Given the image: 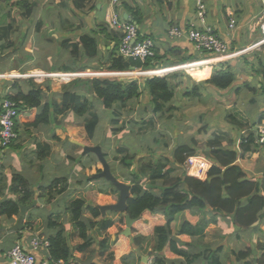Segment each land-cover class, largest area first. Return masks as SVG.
Here are the masks:
<instances>
[{"label":"crops","instance_id":"crops-1","mask_svg":"<svg viewBox=\"0 0 264 264\" xmlns=\"http://www.w3.org/2000/svg\"><path fill=\"white\" fill-rule=\"evenodd\" d=\"M38 2H42L43 5H38ZM203 2L207 9L205 24L196 21V0H120V3L116 6L113 5V0H86L80 10L75 9L73 0H0V74L10 73V77H12L10 78L12 81H6V79L2 82L0 81V99L8 94H18L21 92L28 94L33 89L32 85H35L43 90L44 95L42 97L48 96L47 91L49 90L50 85L46 86V81L43 83L35 80L34 82L33 80H30L26 83L20 81L18 82V80H20L16 78L18 77V74H59L60 72H65L64 69L69 66L76 69L73 64L69 65V62L73 60V57H70L68 54L69 52L71 53L73 47L70 46L67 49L63 48V45L66 41L69 43L73 41L77 44L82 35L78 34L72 38L71 34L68 33L70 31L69 26H65L63 22L59 23V17L55 16L52 12L57 14L58 11H64L65 15V11H69L70 16L72 17L74 13L73 11H79L77 12L78 17L75 18L73 16L72 21L75 18L74 21L78 22L77 24L81 26V32L85 30L82 27L85 26V23L94 24V27H100L99 35L101 36V34H104V36L98 38L100 36L94 35L95 37L93 38L97 39L98 53L96 57L92 59L95 60V58L100 55L103 59H107L106 63L108 62V59L110 60L112 58L113 54L115 55L117 48L121 45L122 32L113 29L111 27V23L109 22L112 18L113 11H116L124 19H127L129 22L138 26L140 34L143 35V37L151 38L155 42L156 52L158 55L164 56L165 54H169L170 50L172 52L177 51V57L174 61H190L188 63H199L202 61L203 56L196 51L195 47L188 39L182 38L170 41L167 37V31L170 27L177 26L181 29L187 30L192 24H195L200 28L205 26L210 28L215 34L227 41L233 51L249 47L251 48L255 44L259 43L256 49L244 54L239 60H237L239 62L240 60L245 62L249 61L250 63L256 62L257 57L264 55V42H262L264 41V31L262 29V24L264 23V0H203ZM64 3L65 8L63 9ZM67 6L70 7V10L67 9ZM19 11H25L24 15L27 17V22H24L22 17L18 16ZM29 11L32 12L29 13ZM35 14L38 15V17H35ZM48 15H50L49 21L47 18ZM85 17L88 18L89 22ZM36 19L42 20L44 25H46L44 30L47 33L37 31ZM232 19L235 21L233 29L230 28ZM71 24H73V22ZM48 30L52 32L55 31L56 34L63 37L62 41L60 40V45H58V42L55 40V34L48 35ZM86 31H88V29ZM77 32L79 33L80 31H76V33ZM40 42H49L52 46L46 49L44 48V44L42 45ZM54 44L57 45L55 46ZM35 47L36 49H34ZM12 48H14V51H7ZM39 49L40 52L38 53ZM82 50L83 49L80 46L77 56L82 58V62L84 63L86 57H84V51ZM57 53H62L63 56L61 58H57ZM170 56L171 55H169V57ZM45 60L47 62L49 61L48 64H55V66L51 68V66L46 64ZM65 61L68 62V65L61 64L66 63ZM237 61L232 62L236 63ZM206 64L207 63H199L185 66L184 68L187 70L186 73L193 79L196 78L195 73L198 71H209L211 72V77L215 71L225 68H222L221 64L217 67L215 65L207 66ZM60 68L63 70H59ZM252 71L253 70L250 65L243 72H241L242 76L240 79L243 81L242 84L245 83V79L251 85L258 84L261 77L256 78ZM78 72H81V70H78ZM170 72L171 70L161 72H158L157 70H150L125 74L106 73H108L110 77H132L138 75L154 77L159 74V77H164V75L169 74ZM94 74L104 76L103 72ZM68 76L71 75L63 74L60 77ZM236 85L238 86L234 87L235 90H240L234 94V98L238 100L236 108L238 112L243 111L244 113V115H241V118L239 114L238 119L240 120L237 121L240 123L239 125H242L245 129L241 130L242 132L239 133L240 135L238 134V138L235 139V141H238L240 139L239 136L242 137L243 132L254 128L255 124L258 123L259 118L264 111V94L262 93L263 96H260V93L258 92L255 95L248 89H242L244 87H240L239 85L241 84L237 83ZM258 87L261 88V85ZM210 90L213 91L212 89ZM245 94L249 95L247 97L249 100V107L242 109L239 105L241 104L242 97ZM106 116L110 117L109 114H106ZM102 119H104V117H102ZM243 119L247 121H244L246 125L241 123V120L243 121ZM72 123L74 126H72ZM81 123L82 120H78L75 117H70L68 120H64L63 117L56 116L50 125H42L37 129L31 130L20 128V138L18 142L6 154H4L3 150H1L0 144V203L8 199L18 201L20 196L14 194L10 188L13 184L15 176H22L29 182L30 186H32V190L36 193L35 200L33 202H37V206L28 212L24 222L25 228L21 232L12 230L19 219V214L11 218L6 216L1 218L0 264H9L6 254L17 243H22L24 245L28 244L31 237L36 233L47 235L46 227L50 219L54 220V222L58 224H63L66 229L73 256L69 261L70 264H122L121 261L123 258L137 251L133 245L135 235L132 234L129 238L123 235L126 225L119 235L117 233H111L112 227L110 224L107 229V233L110 235H105L104 233L106 231L103 230L100 232V227L97 226L94 230L89 231L91 241L89 245L87 244V246H84L85 242L80 239L77 232L69 223V216L66 215V208L68 204L77 198H81L78 197L80 194L83 196H87L88 194L93 195L94 193H92V190L94 189L92 186H99V189L101 188L100 186H105L100 185L99 183H86L85 177L94 174L89 173L91 172V168L86 164L91 159L89 157V159L85 158V160L82 147L72 143L70 140H67H78V143H82L85 146L94 145H90L81 138L77 140L72 138V136L77 132L76 129H79V125H83ZM69 127L75 128L69 129ZM64 130H66V132ZM120 141H122V139ZM91 143L93 142L91 141ZM246 157L249 158V160L242 159V163L240 162L241 166L249 171L255 178L263 175L264 163L263 165L259 163L264 160V147L256 149L255 152L248 154ZM6 161L9 165H6ZM53 164L56 165V167ZM195 165L198 167L201 165L208 170L211 167V163L204 158H197ZM65 167H67L66 172H64ZM49 170L60 173H56L55 176ZM205 172L206 170L199 167L193 168L190 173L192 176L205 178ZM117 178L120 180L119 177ZM63 179L66 182H64V186L66 184L67 189L64 190V186L60 185L53 202L50 204L46 203L47 197L43 196V190L48 189L51 185H55L57 180ZM102 198L103 197L99 194L96 199L95 197L93 199L89 197L86 200L88 204L94 203L97 207L117 202L115 197H112L111 202H104ZM180 215L182 216V214ZM144 217L145 221L139 223L136 222L133 229H135L137 233L149 237V235L145 232L141 233L140 230L149 231L157 226V224H159L164 218L160 215H150L149 213H146ZM210 217H212V215H210L209 218ZM104 218L105 217L102 216L101 219H97L95 221L106 220L108 223L110 222L107 217L106 219ZM88 219L93 221L90 218ZM184 219L182 220L176 217V222L181 223ZM227 221V218L218 216L215 224L223 232L221 236L229 238V247L233 246L234 240L239 239L238 236H247V238L243 240L246 247L250 241L256 243V240L261 237L258 228L253 231L243 230V232H238L239 230H235L230 223V226H228ZM114 225L117 226V224ZM260 226L264 231V220ZM249 234H252V238L250 240L248 239ZM234 235L237 237H234ZM121 236H123L124 239ZM108 237L111 239H108ZM153 238L152 233L150 239L153 240ZM106 239L109 241V246L108 249L103 250V253L101 254L100 241ZM188 239L189 237L183 236L181 241L184 243L193 241L191 238L189 240ZM219 245H223V243ZM143 247L149 251L148 255L150 257L148 264H154L153 250L149 248L147 243L144 244ZM224 253H228L226 245L224 246ZM221 254H223V252L220 253L219 256ZM44 255L45 254L43 252L37 255L39 264L41 263ZM165 255L167 261L169 263L172 262L171 264H183L184 262L183 258L173 259L176 255L168 251V249L165 251ZM167 261H165V263ZM228 263L230 264L231 261ZM136 264L145 263L142 262L141 258V261L138 259L136 260Z\"/></svg>","mask_w":264,"mask_h":264},{"label":"trees","instance_id":"trees-1","mask_svg":"<svg viewBox=\"0 0 264 264\" xmlns=\"http://www.w3.org/2000/svg\"><path fill=\"white\" fill-rule=\"evenodd\" d=\"M85 2L86 0H73L75 9L80 10ZM31 12L32 11H29V13ZM81 44L84 57L91 59L96 57L98 53L96 38L84 36L81 39ZM69 47L70 43L66 41L63 48L68 49ZM79 49L80 46H73L71 51L73 57L77 55ZM118 49L119 48H117V50ZM169 55L171 56L169 57ZM176 57L177 51L172 52L171 50L169 54H165L164 56L156 54L155 57L143 63L145 68L142 69L140 65L138 66L135 64L136 61L130 60V62H128L122 57H116V55L113 54L110 59L112 61L106 66V70L107 72H128L130 67H134L137 70L149 71L156 70L158 66H161L160 68H168L190 62H180V60L174 61ZM230 63L231 62L227 63V65L221 64L223 65L222 68H225L220 71H215L211 78V72L206 70L195 73L196 78L194 79L203 82L193 81L192 77L187 75L185 71H182V73L174 72L172 75L169 74L162 78L153 77L147 80L143 85L135 81L129 84H122L115 80L103 78L77 79L64 86L62 106L59 104L54 105L50 102L45 104L42 103L41 97L44 95V92L35 85H32L33 89L28 94H24L23 92L8 94L0 99V102L2 107L3 100L8 98L17 104L19 115L16 119V131L19 132L20 128L31 130L37 129L42 125H50L56 116H63L64 120L75 117L83 121V119L89 115L91 100L98 103L104 110V113L108 112L106 114L113 117V112L117 109L116 107L127 109L129 105L133 104L134 100H138L144 95L151 96L153 98V110H156L154 114L157 115L179 98L182 95L181 93L185 94L181 97L194 99L200 98L205 90L212 89L213 91L225 92L238 86L236 85L239 81L237 78L238 73L243 72L250 65L253 74L256 78L261 77V80L257 85H251L247 81H245L243 85L255 95L258 92L260 96L262 93L264 94V55L257 57L256 62L250 63L246 61L245 67L240 68L239 71L235 69L238 63L235 65H231ZM64 70V73L78 72V69L74 70L71 66L66 67ZM81 71H84V69H81ZM106 75L109 74L104 73V76ZM178 77L185 78L186 82H178ZM174 82L182 85L183 89L181 91L177 90L173 84ZM259 85H261V88L258 87ZM201 87L204 88L203 91H201ZM185 90L186 92H184ZM1 111L2 109L0 108V112ZM230 120L235 121L232 123L240 130V133L242 132L241 130H245L242 125H239L240 123L237 122L235 118H231ZM100 123L101 119L98 114L86 123V127L90 129L91 138H95L97 127ZM133 126L134 125L131 123L129 132H134ZM125 128L121 127L118 132L120 134L125 132ZM121 142L120 145L123 144L127 146L123 139ZM196 145L197 142L194 139L190 145H180L170 159L173 164L172 168L166 170V165L160 160L155 161L154 167H148L153 168L149 170L152 173L154 182L157 178L162 180L163 186L159 188L161 196H155L149 191L137 192L131 188L132 198L128 201V210L126 214L133 220H136L137 223L144 222L146 213L150 215L162 214L166 215L168 218L165 225H157L153 228V243L155 246L152 250L154 253V264L167 263H165V260H167L165 251L167 249L176 256L183 258V264H193L194 262H196L195 264H205V261L208 259H212L213 257V259H216V257L223 252L224 245L208 249L205 253H196L195 243L201 242L206 229L209 225L216 223V218L218 216L227 218V225L230 226L231 224L235 230L253 231L256 228L260 230L259 233L261 237L256 240V243L250 241L245 250L235 251L231 254V258H235L234 264H264V231L260 229V225L264 220V172L263 175L255 178L249 171L244 169L239 162L248 154L263 147L255 143L254 134L243 137L239 148H237V140H231L228 147H224L220 139L214 141L209 140L205 148L206 152L204 150L202 151L204 153L199 155L200 153L196 149ZM130 152L136 154L139 151L136 149L130 150ZM198 155L209 158L213 163L207 179L205 177L199 178L201 179L199 180L187 176L188 158ZM129 156L125 159V161H127V166L131 165L134 161L133 157L129 158ZM196 161L197 158L195 162ZM112 166L111 164V167ZM199 167L206 170L205 173L208 172L207 168L201 165ZM199 167L194 165L193 168ZM177 168L182 171L180 177L174 176ZM94 179V177L89 178L91 181ZM64 182V179L57 180L55 185H52L50 189L43 190V196L47 197L46 203L50 204L53 202L59 186H64ZM107 184H109L110 187L112 186L110 183ZM10 188L14 194L20 197L18 201L8 199L0 203V228L2 225L1 218L3 216L9 218L17 216L20 211L19 204L30 205L35 200V191L32 190V186H30L29 182L22 176H15ZM109 188L108 186L107 188L101 187L100 193L108 195L111 192ZM66 189L67 186L65 184L64 190ZM116 200H118V194ZM87 213H90V215ZM180 214H185L186 217L177 235H173L170 226ZM66 215L69 216V223L77 232L80 239L85 242L84 246L90 244V230H94L98 226L100 227V232L102 230L106 231L110 224V222L108 223L106 220L95 221L99 217H102L101 211L93 203L88 204L87 200L84 198H77L69 203L66 208ZM210 215H212V217L209 218ZM196 216L199 217L200 220L196 219L192 221L193 217ZM46 230V236L51 241L50 253L52 258L55 261H65L69 263L73 256L64 225L58 224L50 219L47 223ZM132 234L135 235L133 245L134 248L137 249V254L134 252L123 258L121 261L122 264H136L137 259L141 261L145 253H147V255L149 254L148 249L143 247L146 243L149 246V237L137 233L135 229H132ZM183 236L189 237L193 241L184 243L181 241ZM108 246L109 241L107 239L100 241L101 254L103 250L108 249ZM229 261L232 263L231 259H229Z\"/></svg>","mask_w":264,"mask_h":264},{"label":"rangeland","instance_id":"rangeland-1","mask_svg":"<svg viewBox=\"0 0 264 264\" xmlns=\"http://www.w3.org/2000/svg\"><path fill=\"white\" fill-rule=\"evenodd\" d=\"M38 5H43V4H42V2H38ZM64 5H65V3L63 4V9L65 8ZM67 9L70 10V7L67 6ZM73 12L74 13H73L72 17L74 16L75 18H77L78 17L77 12H75V11H73ZM52 13L55 16L59 17V23L63 22L65 26H69L70 31L68 33L71 34L72 38L78 34H81L82 37L87 36V37H91V38L95 37L94 35L100 36L99 35L100 27H97V26L94 27L95 25L90 24V23L89 24L85 23V26H82L85 29L84 30L85 32L83 31L84 32V34H83V32H81V26H79L77 24L78 22L74 21L75 18L72 21V17L70 16L69 11H65V13H66L65 15H64V11H58L57 14H55V12H52ZM24 14H25V11H19L18 16L22 17V20L24 22H27V17ZM36 16L38 17V15L35 14V17ZM60 16H62V17H60ZM47 18L49 21L50 15H48ZM85 18H86V20H88L87 17H85ZM111 20L109 21L110 23H111ZM72 22H73V24H71ZM88 22H89V20H88ZM36 23H37L36 29L38 32L47 33L44 30L46 25H44L42 20L36 19ZM87 26H88V28H87ZM111 27H112V25H111ZM87 29L89 32L86 31ZM67 30H68V28H67ZM76 31H80V32L76 33ZM52 34H55V36H56L55 40H56V42H58L57 44L60 45L63 37H61L59 34H56L55 31L52 32V31L48 30V35H52ZM103 36H104V34H101V36L98 38H101ZM82 37L79 39V42L77 44H75L72 41L70 43V46H72V47L74 45L82 46V44H81ZM146 38L151 39L149 37H145V38L142 37V39H146ZM40 44H42V45L44 44V48H46V49L48 47L52 46L51 43L49 44V42H46V43L40 42ZM57 44H54V45L56 46ZM14 48L9 49L7 51L12 52V51H14L13 50ZM34 49H36V47ZM39 52H40V49L38 50V53ZM58 53L56 54L57 58H61L63 56L62 55L63 52L60 54H58ZM45 54H46V52H45ZM68 55H70V57H73V55L70 52ZM106 60L103 59L102 56L99 55L97 58H95V60L91 59V58H85V62L83 63L82 58L75 55L73 57V60H72L73 62L70 61L69 65L73 64L74 68H76L78 70L86 69V68H88V69L81 71V72L67 73V74L71 75L68 77L56 76L59 74H63L64 72H60L59 74L50 73V75H52V78L37 79V78L27 76L25 78H21L20 80H18V82L20 81V82L26 83V82H29L30 80H33V82L35 80V81H40L41 83H43L44 81H46V86L50 85V88L47 91L48 96L41 97L42 102L45 101V102H43L44 104L47 102H50L51 104H54V105L59 104L62 106V104H63L62 94L64 93V86L68 85L69 83H71L77 79L103 78V79L115 80V81L120 82L122 84H129V83L135 81V82L139 83L140 85H143L147 80L153 78L152 76L148 77L145 75H138V76H132V77H110V76H100V75L94 74V73H99V72H103V73L107 72L106 66L109 65L112 60L108 59L107 63H106ZM45 62L47 65L51 66V68L53 66H55V64H52V63H51L52 65L48 64L49 61L47 62L45 60ZM65 62L66 63H61V64L62 65H65V64L68 65V62L67 61H65ZM128 62H130V61H128ZM237 62H239V61H237ZM237 62L236 63L231 62L230 64L235 65V64H237ZM135 64H137L138 66L140 65L142 69L145 68L143 63L135 62ZM238 64L236 65L237 67H235V69H237L236 71H239L240 68L245 67V61H243V60L242 61L240 60V62ZM221 67H223V65H221ZM76 69H74V70H76ZM59 70H63V69L60 68ZM136 71H140V70L136 69L134 72H136ZM178 73H182V71H180ZM77 74L83 75V76H79V75L77 76ZM5 75H10V73L0 74V76H5ZM159 75H157L156 77L159 78ZM187 75H189V74H187ZM241 76H242V74L238 73V76H237V78L239 80L238 84H241V85H239L240 87H244V85L242 84L243 81H242V79H240ZM160 78H162V77H160ZM167 78H170V77H167ZM25 80H27V81H25ZM178 80H179L178 82H182V83L186 82V79L183 77H178ZM0 81L1 82L4 81V78H0ZM6 81H12V79H6ZM193 81H195V80L193 79ZM49 82H50V84H49ZM173 84L177 90L181 91L183 89V86L177 84V82H174ZM46 88H48V87H46ZM201 88H202L201 91H203L204 88L203 87H201ZM242 89H247V88L244 87ZM238 91H240V90H235V88H233L229 92H227V91L218 92V91L205 90V91H203V95L200 98H194V99L193 98L188 99L185 97H181V96H184L185 94L180 92L182 95L180 94L181 96L179 98H177L175 101H173L171 103V105H169L163 112H161L157 115L154 114L155 113L154 111H156V110L155 109L153 110V106H152L153 98L151 96H145L144 95L143 97L139 98L138 100H134L133 104L129 105L127 107V109H121L119 107H116L117 109H116V111L113 112V117H111V115H110V117L106 116V113H108V112L104 113V110L102 109V107L98 103L91 100L89 115L85 119H83V121L81 123L83 125H79L80 126L79 129L78 130L76 129L77 132H76V134H74L72 136V138L76 139V140L81 138L82 140L89 143L90 145L94 144L95 146H97L102 141L104 134L107 133V140H106V145L104 147V153H105L106 159L109 161L110 164L113 165L112 166L113 174L116 177H119L120 180L123 181L124 183L130 185L132 190L137 191V192L138 191H142V192L149 191V192L153 193L155 196L159 197V196H161V191L159 188H161L163 186L162 180L157 178L156 181L154 182L153 177H152V173L149 170V169H153V168H148V167H154L155 161H157V160L163 161L164 164L166 165V170H167V169L173 167L172 161H170V159L174 155V152L176 151V149L178 147H180V145H187V144L190 145L193 142V139L196 140V142H197L196 149L199 151V153H200L199 155H202L204 153L202 151L205 150L209 140L214 141L216 139H220V141L222 142V145L224 147H228L229 142L231 140H235L236 138H238V134L240 133V130L234 126L235 125L234 123H232L235 121L230 120L231 118H235L236 121L240 120V119H238L239 114H240V118H241V115H244L243 111L238 112V110L236 108L238 100H236V98H234L235 97L234 94H235V92L237 93ZM184 92H186V90ZM250 92H252V91H250ZM248 96L249 95H247V94L243 95L242 100H241V104L239 105L240 108L244 109L245 107H249V104H248L249 100L247 99ZM244 99H246V100H244ZM242 103H244V104H242ZM97 114L101 116V117L99 116L100 119H102V117H104V119L101 120V123L97 127L95 138H91L90 129L88 127H86V123L89 120H91ZM61 117H63V116H61ZM244 121H246V120H244V119H243V121L241 120V123L246 125L244 123ZM131 123L134 125L133 126L134 132H132V131L129 132ZM72 126H74L73 123H72ZM121 127H124V128L126 127L125 128L126 131L120 134L118 131L121 129ZM70 128L73 129L75 127H69V129ZM64 131L66 132V130H64ZM240 137L241 136H239V138ZM121 139H123L126 142L127 146H124L123 144L120 145L122 143L120 141ZM67 140H71V139H67ZM91 141L93 143H91ZM136 149H137V151H139L136 154L133 152L132 153L130 152V150H136ZM9 151L4 150L3 153L6 154ZM205 152H206V150H205ZM127 156H129V158L133 157V160H134L131 163V165H129V166H127V164H126L127 161H125ZM89 157L91 160L88 161V163H86V164L88 166H90V168H91V172H89V173L90 174L94 173V174H91V175L85 177L86 183L87 184L99 183L100 185H105V186H100V187H103V188L106 187L107 188V186H108V188H109L110 185L107 184L108 182L106 180L98 179L95 177V175L100 173L99 171H101L103 169L98 158L94 154L84 155V159L85 158L89 159ZM203 157L205 158V160L207 159V161L209 160L211 162V160L209 158H207L205 156H203ZM243 160H249V158L246 157ZM243 160L241 159L239 162L242 163ZM256 163H257V161H256ZM263 163H264V160H262V162L259 164L263 165ZM6 165H9V163L7 161H6ZM54 166L56 167V165H54ZM2 167H4V166H2ZM98 167H99V169H98ZM49 171H51L52 174L55 176H56V173H60V172L53 171V170H49ZM66 171H67V167L64 168V172H66ZM181 175H182L181 169L177 168L176 172L174 173V176L180 177ZM90 177H94L95 179L91 181V180H89ZM207 178H208V175L206 176V179ZM199 180H201V179H199ZM69 183H70V180H69ZM51 186L49 188H51ZM92 187L94 189V190H92V193H94L93 195L88 194L87 196H83L82 194H80L78 197H81L84 199H87L89 197H91L93 199L95 197V199H96V197L98 198V196L100 194L101 197H103L102 199L104 202H111L112 197L116 198V195L118 194L112 186L109 188V191H111V192L108 195L101 194L100 193L101 188L99 189V186L98 187L92 186ZM159 210H161V209H159ZM161 211H163V210H161ZM161 213H163V212H161ZM87 214L90 215V213H87ZM159 215L162 216L164 219H162L161 222L157 225H162V224L165 225L166 222L168 221L167 216L162 215V214H159ZM184 215L185 214H182V216L179 215V216H177V218L183 220L184 217L186 216V215L185 216ZM106 217L108 220H110V225L112 227L111 233H117L119 235L121 233L122 229H124V227L126 225V223L124 221V219H125L124 214L111 213L110 212V213H107V215L105 216L104 219H106ZM101 218L102 217H99L98 219H101ZM53 219H55V218H53ZM196 219L200 220V218L196 216V217H193L192 221H194ZM182 223H183V221L181 223L176 222V219L171 223L170 229H171L173 235H177L179 228L181 227ZM114 224H117V226H115ZM260 228L263 230V228L261 226H260ZM230 229H232V228H230ZM230 229H228V230H230ZM153 230L154 229H150L149 231L140 230V232L141 233L145 232L147 235H149V239H150L151 234L153 233ZM107 232H108V230H106V232L104 234L110 235ZM238 232H243V230H240ZM256 232H258V231H256ZM222 234H223V232L221 231V229L216 224L215 225L211 224L206 229L205 235L201 239L200 245H199V243L195 244V247H196L195 251L197 250L196 253H201V252L205 253L206 250L211 249V248H216L221 243H223L224 246L226 245V249H227L228 253H224V250H223V254H221L220 256L218 255L216 257V259H213L214 257L212 258L213 260L208 259L207 261H205L206 264H229L228 263L229 259H231L232 263L234 264L235 258H233V257L231 258V254L235 251L245 250L247 248L246 244L243 242V240L246 239L247 236H238L239 237L238 240L233 239L234 242H233V246L232 247L230 246L232 248L231 249L228 246L229 238L221 236ZM251 235L252 234L248 235L249 240L252 238ZM121 237L124 239L123 236H121ZM234 237H237V236L234 235ZM109 238L110 237H108V239ZM153 240H154V238H153ZM153 240L150 239V242H149L150 243L149 244L150 249H153L155 246V244L153 243ZM144 255L147 256V253H145ZM165 257H166V255H165ZM173 259H180V257L174 256ZM165 261H167V260H165ZM171 263L172 262H170V263L168 262L166 264H171ZM195 263L196 262H194L193 264H195ZM146 264H148V263H146Z\"/></svg>","mask_w":264,"mask_h":264},{"label":"built area","instance_id":"built-area-1","mask_svg":"<svg viewBox=\"0 0 264 264\" xmlns=\"http://www.w3.org/2000/svg\"><path fill=\"white\" fill-rule=\"evenodd\" d=\"M119 3L120 0H113L114 6L118 5ZM196 3V21L205 24L207 9L204 5V2L203 0H196ZM111 19L112 28L122 32L121 45L118 47L119 49L115 53L116 57H122L126 61L132 60L136 62L138 61L141 63H145L147 60L156 56L155 42L147 38L142 39L143 35L140 34L138 26H136L132 22H129L127 19H124L116 11H113ZM234 26L235 21L232 19L230 23V28L233 29ZM262 29L264 31V23L262 24ZM167 37L170 41L179 40L182 38L188 39L193 44L196 51H198L203 56L202 61L199 63H207V66L215 65L216 67L220 64H227L229 62L239 60L244 54H247L250 51L256 49L259 45V43H257L251 48L249 47L244 48L242 50L233 51L231 50L228 42L219 37L217 34H215L210 28L206 26L200 28L197 27L195 24H192L187 30L181 29L177 26H172L167 32ZM199 63H187L174 67L157 68L156 70L158 72L171 70L172 72L169 74H172L177 71H187L184 68L185 66ZM140 71L143 70L140 69ZM110 73L125 74L134 72L128 71ZM63 74L69 75L67 73ZM63 74H59L56 76H61ZM169 74H166L164 76H167ZM78 75L79 74H77V76ZM5 76H0V78H4V80L12 78L10 77V75ZM27 76L33 78H52V75L44 73L28 75L18 74V77L16 78L21 79ZM1 109L2 111L0 112V144L3 151H9L12 146H14L18 142L20 138L19 132L16 131V119L18 118L19 111L17 104L8 98H5L3 100ZM242 134V137H240V139L237 141V148H239V145L241 144V139L243 137H248L251 134L255 135V143L260 147H264V111L261 117L259 118L258 123L255 124V127L249 129L246 132H243ZM196 158L204 157L198 155L188 158L187 175L189 177L197 178L195 176L190 175V172L195 165ZM210 163L212 167L213 163ZM211 167L209 168L206 176L208 175ZM50 249L51 241L48 239V237L46 235L36 233L31 237L28 244L24 245L22 243H17L6 254V256L8 258L9 264H39L37 255L43 252L45 255L41 260L40 264H70L65 261H55L51 256Z\"/></svg>","mask_w":264,"mask_h":264},{"label":"water","instance_id":"water-1","mask_svg":"<svg viewBox=\"0 0 264 264\" xmlns=\"http://www.w3.org/2000/svg\"><path fill=\"white\" fill-rule=\"evenodd\" d=\"M136 69L134 67H130L129 71L134 72ZM107 140V133L104 134L102 141L97 146H85L81 143H78L77 141L70 140L72 143L79 145L83 149V154H94L99 162L101 163L103 169L95 175L98 179L106 180L108 183H110L113 188L118 192V200L114 204L110 205H104L99 206L98 208L101 211V214L103 217L107 215L109 212L113 213H121L125 214V220H126V229L123 232V235L127 238H129L132 235V229L134 224L136 223V220H133L129 215H127L128 210V201L132 198V192L130 185L120 181L112 172V167L109 161L106 159L104 154V147L106 145ZM37 206V202H33L31 205H22L19 204V219L16 223V225L13 227L12 230L21 232L25 228V219L30 210L35 208ZM149 255L142 257L143 263H148L149 261Z\"/></svg>","mask_w":264,"mask_h":264},{"label":"clouds","instance_id":"clouds-1","mask_svg":"<svg viewBox=\"0 0 264 264\" xmlns=\"http://www.w3.org/2000/svg\"><path fill=\"white\" fill-rule=\"evenodd\" d=\"M157 53V52H156ZM158 68H160V67H158ZM183 71H185V70H183ZM177 72H180V71H177ZM185 72H187V71H185ZM156 77V76H155ZM165 77V76H164Z\"/></svg>","mask_w":264,"mask_h":264},{"label":"bare ground","instance_id":"bare-ground-1","mask_svg":"<svg viewBox=\"0 0 264 264\" xmlns=\"http://www.w3.org/2000/svg\"><path fill=\"white\" fill-rule=\"evenodd\" d=\"M172 72V71H171Z\"/></svg>","mask_w":264,"mask_h":264}]
</instances>
